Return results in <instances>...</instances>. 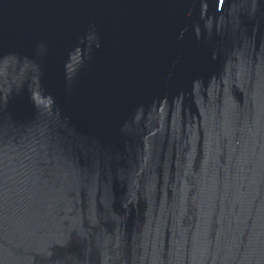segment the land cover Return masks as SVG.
<instances>
[{"label": "water", "instance_id": "obj_1", "mask_svg": "<svg viewBox=\"0 0 264 264\" xmlns=\"http://www.w3.org/2000/svg\"><path fill=\"white\" fill-rule=\"evenodd\" d=\"M0 264H264V0H0Z\"/></svg>", "mask_w": 264, "mask_h": 264}]
</instances>
